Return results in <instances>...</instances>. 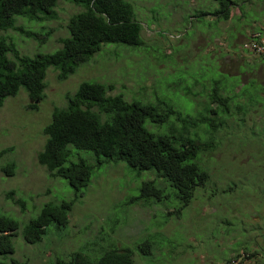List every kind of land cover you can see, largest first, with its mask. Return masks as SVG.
Wrapping results in <instances>:
<instances>
[{
    "label": "rangeland",
    "instance_id": "1",
    "mask_svg": "<svg viewBox=\"0 0 264 264\" xmlns=\"http://www.w3.org/2000/svg\"><path fill=\"white\" fill-rule=\"evenodd\" d=\"M127 1L142 26L141 46L104 44L64 81L50 67L42 99H32L20 88L0 108V213L20 224L9 264L11 259L57 264L74 251L92 255L109 245L132 249L134 264H228L230 258L255 251L259 256L251 262L264 264V0H234L227 20L214 16L215 0ZM56 9L53 21L17 18L16 26L31 37L16 30L0 31V36L9 38L22 55L55 53L62 48L60 40L69 37V18L84 10L64 1ZM218 80L245 95L229 104V115L211 117L219 145L201 156L209 180L179 215L174 201L131 204L142 183L156 179L153 172L138 173L125 163L104 164L75 198L67 180L51 177L38 163L47 139L43 129L55 108H64L67 96L83 82L105 84L108 95L127 101L174 103L183 117L194 119L205 116L200 110L210 103ZM167 124L161 125L163 132ZM209 130V123L192 128L199 134ZM71 150L74 162L93 155ZM11 163L15 171L8 175L3 168ZM71 199L75 204L65 231L52 225L41 243L24 241L23 227L45 203ZM149 238L155 244L150 255L138 248Z\"/></svg>",
    "mask_w": 264,
    "mask_h": 264
},
{
    "label": "trees",
    "instance_id": "2",
    "mask_svg": "<svg viewBox=\"0 0 264 264\" xmlns=\"http://www.w3.org/2000/svg\"><path fill=\"white\" fill-rule=\"evenodd\" d=\"M59 1L71 3L84 10L72 15L66 28L69 37L62 38V48L55 53L35 57L22 55L6 36H0V108L7 97L16 96L24 88L32 99H42L47 69L55 68L58 79L64 81L75 73L80 64H86L99 53L104 44L141 46L142 26L133 16L132 5L127 0H0V31H20L17 18L44 22L58 18ZM218 4L214 16L227 20L234 0H215ZM222 80L215 83L210 92L209 104L200 110L205 116L194 119L183 117L174 103L133 99L108 95V87L96 82H83L77 92L67 96L64 108H55L52 120L43 129L47 137L38 153V163L53 178H63L75 191V198L82 189L89 187L94 170L104 164L125 163L133 171L153 172L156 179L142 183L140 195L131 204L176 202L179 215L194 199L198 189L209 180V172L201 164V156L211 152L218 144L213 135L215 127L212 116L229 115V104L245 94L236 92ZM217 105L216 107H213ZM239 106V104H237ZM33 107V106H32ZM244 113L247 108L242 107ZM210 116V117H209ZM168 122L163 132L162 124ZM171 122V123H169ZM146 123L157 129L149 130ZM209 123L211 131H192L197 124ZM177 125V126H176ZM152 127V128H153ZM71 148L87 151L93 155L72 161ZM10 149L5 150L8 152ZM104 159H100V157ZM96 161L93 162V159ZM8 175L15 171L14 163L3 168ZM74 200L45 203L38 216L22 229L26 243L36 245L49 235V227L58 232L68 227ZM20 224L12 217L0 213V264H9L8 257L15 251L14 235ZM141 252L149 254L155 248L152 238L138 244ZM84 249L74 251L57 264H134L135 253L130 248L115 245L99 247L90 254ZM259 252L246 253L251 261ZM230 258L227 263L233 259ZM264 257V256H263ZM257 259V258H256ZM12 264H21L11 259Z\"/></svg>",
    "mask_w": 264,
    "mask_h": 264
},
{
    "label": "built area",
    "instance_id": "3",
    "mask_svg": "<svg viewBox=\"0 0 264 264\" xmlns=\"http://www.w3.org/2000/svg\"><path fill=\"white\" fill-rule=\"evenodd\" d=\"M228 264H253L251 261L246 259V257L242 256L238 259H233Z\"/></svg>",
    "mask_w": 264,
    "mask_h": 264
},
{
    "label": "crops",
    "instance_id": "4",
    "mask_svg": "<svg viewBox=\"0 0 264 264\" xmlns=\"http://www.w3.org/2000/svg\"><path fill=\"white\" fill-rule=\"evenodd\" d=\"M242 251H243V250H242ZM242 251H240V252H242ZM244 251H248V250L244 249Z\"/></svg>",
    "mask_w": 264,
    "mask_h": 264
}]
</instances>
